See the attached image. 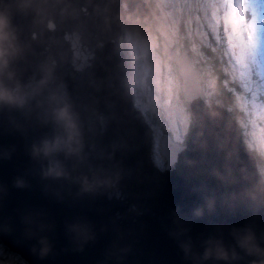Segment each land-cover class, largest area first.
Returning a JSON list of instances; mask_svg holds the SVG:
<instances>
[{"label": "clouds", "instance_id": "9594fccd", "mask_svg": "<svg viewBox=\"0 0 264 264\" xmlns=\"http://www.w3.org/2000/svg\"><path fill=\"white\" fill-rule=\"evenodd\" d=\"M159 9L156 0H0V161L17 151L8 137L24 140L29 175L73 209L59 225L69 246L83 251L111 233L99 264H127L132 246L121 241L132 230L89 206L138 200L132 185L154 194L168 174L194 198L171 210L167 226L183 264H264V128L252 131L250 118L264 119V106L178 63L168 36L151 27ZM161 141L171 150L158 152ZM148 147L145 163L137 156ZM28 187L23 177L11 184ZM9 196L0 180V237L36 240L47 258L56 219L43 208L10 215ZM129 212L143 214L138 203ZM198 225L208 233L202 252Z\"/></svg>", "mask_w": 264, "mask_h": 264}, {"label": "water", "instance_id": "95a60500", "mask_svg": "<svg viewBox=\"0 0 264 264\" xmlns=\"http://www.w3.org/2000/svg\"><path fill=\"white\" fill-rule=\"evenodd\" d=\"M245 15L249 17L248 10H245ZM174 52L178 63L186 68L194 66L192 57L187 51L180 54L175 50ZM162 143L163 141H161ZM5 144L6 146L15 144L17 147L11 160L0 161V180L10 188V196L7 201L8 214L14 215L13 210L17 208H43L56 219L58 226L54 232L48 234L53 250L43 260L38 255L40 246L37 241L24 240L18 232L0 237L3 246L10 253L21 257L27 264H99L103 261L105 250L113 238L111 233L100 236L95 243H89L83 251H76L74 247L69 246L59 225L66 216L72 213L73 209L56 203L54 196L45 192L43 185L29 175L30 165L24 151L25 142L23 139L19 136L8 137ZM149 151L150 147L143 148L137 159L147 163ZM17 177L28 180L30 187L22 190L12 189L11 184ZM165 179L164 186L156 190L154 194L151 185L130 186L131 191L140 193L138 200L130 198L119 202L101 199L89 206L92 214L98 220L108 221L119 215L121 219L117 222L125 229L132 230L131 235H126L121 241V246H132V252L127 256V264H183L182 253L177 247L176 241L168 236L167 226L170 225L171 210L177 205L191 206L194 198L188 195L186 189L178 186L181 182L178 181L175 174H168ZM133 203L140 205L142 215L129 212V207ZM202 231L203 228L199 225L192 231L198 252L203 251L202 241L208 234L201 235ZM225 242L231 243L226 232ZM33 247L37 249L36 253H33ZM207 264H217V262L208 261Z\"/></svg>", "mask_w": 264, "mask_h": 264}, {"label": "rangeland", "instance_id": "374dc122", "mask_svg": "<svg viewBox=\"0 0 264 264\" xmlns=\"http://www.w3.org/2000/svg\"><path fill=\"white\" fill-rule=\"evenodd\" d=\"M164 2L167 4H160L158 14L151 21L152 29L159 28L168 36L172 47L179 48L182 31L186 43L191 44L188 49L196 68L229 76L232 83L238 84L237 93L243 91L251 103L264 106V0ZM245 10L249 11V17ZM250 118L255 121L252 131L258 133L264 128V119L256 115ZM16 260L0 246V264H16Z\"/></svg>", "mask_w": 264, "mask_h": 264}, {"label": "trees", "instance_id": "16d2710c", "mask_svg": "<svg viewBox=\"0 0 264 264\" xmlns=\"http://www.w3.org/2000/svg\"><path fill=\"white\" fill-rule=\"evenodd\" d=\"M183 34V32L181 31V35L179 36L180 38H179V40H180V48H179V46L178 47H176V46H174L173 47V49H176V51H179V52H182V51H187L191 56H192V54H191V51L188 49L189 47H190V42H188V43H186V40H184V36L182 35ZM205 50V49H204ZM205 52H206V54H207V51L205 50ZM218 54H221L222 55V52L221 51H218ZM208 55V54H207ZM212 56V55H211ZM220 56V55H219ZM210 58H212L213 59V57H210ZM220 58V57H219ZM218 76L223 80V81H225L233 90H235L236 92H239L240 91V89H239V87H238V84L237 85H235L234 83H232L231 82V78L229 77V76H222V75H220V73H219V71H218ZM0 246H2V243L0 242ZM7 252V251H6ZM8 253H10L9 251H8ZM11 256H13L15 259H17L18 257L17 256H15V255H13L12 253L10 254Z\"/></svg>", "mask_w": 264, "mask_h": 264}, {"label": "snow or ice", "instance_id": "6c2138e0", "mask_svg": "<svg viewBox=\"0 0 264 264\" xmlns=\"http://www.w3.org/2000/svg\"><path fill=\"white\" fill-rule=\"evenodd\" d=\"M162 2L165 3V4H167L166 2H164V0H161L160 4H161ZM170 150H171V146H170V145L159 144V145L157 146V151H158V152H168V151H170Z\"/></svg>", "mask_w": 264, "mask_h": 264}]
</instances>
